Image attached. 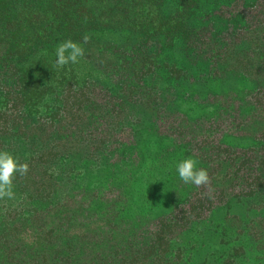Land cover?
<instances>
[{
	"label": "trees",
	"instance_id": "16d2710c",
	"mask_svg": "<svg viewBox=\"0 0 264 264\" xmlns=\"http://www.w3.org/2000/svg\"><path fill=\"white\" fill-rule=\"evenodd\" d=\"M69 39L96 78L61 87L51 53ZM34 94L55 112L33 118ZM185 101L214 111L190 118ZM144 137L170 142L161 167L186 150L209 182L176 174L167 209L150 193L138 210ZM0 150L29 165L0 198V264H188L189 233L220 220L264 259V0H0ZM88 168L105 179L87 186Z\"/></svg>",
	"mask_w": 264,
	"mask_h": 264
},
{
	"label": "rangeland",
	"instance_id": "374dc122",
	"mask_svg": "<svg viewBox=\"0 0 264 264\" xmlns=\"http://www.w3.org/2000/svg\"><path fill=\"white\" fill-rule=\"evenodd\" d=\"M53 58L54 70L51 74V80H54V84L57 86H64L69 81L75 82L77 85H83L90 78L95 76L92 69L81 59L76 64L65 65L60 68L55 64V51L51 53ZM178 53L175 57H178ZM182 62V59H178ZM195 70H193L194 72ZM194 74V73H193ZM198 72L194 74V77H199ZM45 83V81H44ZM36 87V84H34ZM42 86H45L42 84ZM228 84L218 85L213 89L220 91L226 89ZM248 86V84H243ZM34 94L30 98V114L33 118L45 117L55 112L53 104L47 97L37 96ZM180 109L185 112L190 118L196 119L207 114L213 113V109L209 107H201L190 101L180 102ZM36 120V119H35ZM43 127V126H42ZM227 142L233 146L248 147L253 146L255 143L251 140H244L230 136L227 138ZM170 145L167 140L158 139L155 137H144L141 142L140 149L143 156V169L136 175V183L134 186L133 198L135 206L138 210L144 208V204L148 200L147 196L151 193V203L155 209L152 210L155 213H160L167 209L168 205L165 203L167 199V192L171 186L174 176L177 174L176 165L183 159L189 158V152L181 150L180 152L173 153L165 160V165L160 166L156 161L157 155L165 150ZM70 165V164H68ZM152 167L151 178L145 176V170ZM70 166L64 170V174L70 170ZM103 173L97 168H88L82 172V175L77 177L81 179L89 187H94L102 182L104 177ZM150 179V183L147 181ZM152 182V184H151ZM151 188L153 190L151 191ZM223 217L226 215L242 216L244 213L241 205H233L228 211H224ZM245 219V218H244ZM235 225H242L243 218H238L234 221ZM223 223V221H222ZM221 220L217 221V224L206 226H196L190 233L189 239L194 247L190 251V261L188 264H264V259L260 258V255L255 253L256 244L249 240L247 237H241L237 231L233 228H226L220 226ZM218 225V227H215ZM233 225V226H235ZM221 228L222 232H219ZM73 232H77L74 230ZM24 238L30 244H36L39 242V236L34 234L31 230L26 233Z\"/></svg>",
	"mask_w": 264,
	"mask_h": 264
},
{
	"label": "clouds",
	"instance_id": "9594fccd",
	"mask_svg": "<svg viewBox=\"0 0 264 264\" xmlns=\"http://www.w3.org/2000/svg\"><path fill=\"white\" fill-rule=\"evenodd\" d=\"M85 40L88 39L86 36ZM84 48L79 42L71 39L62 42L55 50V64L64 67L76 64L84 56ZM29 171L27 163H20L11 152L0 150V198H14V181L17 175H26ZM176 172L184 184L200 187L209 182V173L198 167V161L189 157L176 165Z\"/></svg>",
	"mask_w": 264,
	"mask_h": 264
}]
</instances>
